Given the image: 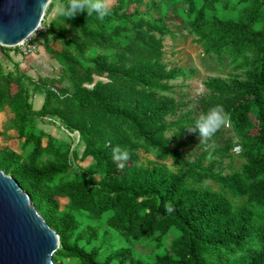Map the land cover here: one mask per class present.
Returning <instances> with one entry per match:
<instances>
[{
	"label": "trees",
	"instance_id": "16d2710c",
	"mask_svg": "<svg viewBox=\"0 0 264 264\" xmlns=\"http://www.w3.org/2000/svg\"><path fill=\"white\" fill-rule=\"evenodd\" d=\"M176 7L208 54L245 69L243 82L211 81L213 99L202 107L220 104L230 115L245 161L233 174L186 159L182 137L196 120L167 123L177 111L166 98L169 83L186 75L162 63L163 42L173 35L165 18ZM157 8L164 13L156 16ZM45 30V52L73 88L33 77L21 68L27 56L19 49L2 51L8 71L0 62V115L9 108L13 118L0 121V170L59 235L53 263L150 264L131 247L105 262L97 260L99 250L81 248L83 239L100 237L87 222L105 221L123 239L160 242L154 249L177 234L172 252L155 264H264V0H115L103 19L61 13ZM96 77L108 81L95 83ZM37 94L45 96L40 110L31 103ZM47 119L79 132L81 161L91 158L89 167L73 168L72 145L39 128ZM117 145L127 160L113 159ZM149 154L156 160L144 158Z\"/></svg>",
	"mask_w": 264,
	"mask_h": 264
},
{
	"label": "rangeland",
	"instance_id": "374dc122",
	"mask_svg": "<svg viewBox=\"0 0 264 264\" xmlns=\"http://www.w3.org/2000/svg\"><path fill=\"white\" fill-rule=\"evenodd\" d=\"M114 2L115 0H109L108 7ZM63 6L64 4H62L60 0H52L47 8V10L52 8L51 13L47 15L45 13L42 22L44 28L47 29V26L62 13L61 10ZM143 7H141L142 10H145ZM163 13L164 12L160 8L154 11L156 16H160ZM165 22L173 32V35L165 37L163 42L164 55L162 63L165 64L169 70L182 69L186 72L185 76L179 77L169 83L171 89L166 94V98L177 106V111L174 115L168 117L167 123L172 124L180 119H186L189 121L188 123H193V121L203 113V105L213 99L214 93L209 89L208 84L213 80H222L229 84L243 82L246 79L245 69L237 68L229 57H219L217 55L208 54L205 47L198 42V38L185 27L181 16L177 13V7L165 18ZM46 36L49 37L48 30ZM45 38L46 37H41V39L36 40L38 49L35 55H37L38 58L40 54L45 57L41 60V66H37L38 73L36 74V71H32V76L56 80L60 82L62 86L72 90L73 86L71 82L68 79L64 80L61 75L60 65L52 63V60L46 54L44 48ZM54 46L60 47V44L55 43ZM16 49L19 48L12 47L0 49V62L3 63L7 71L8 66L4 62L5 59L3 60L1 57V53L2 51L13 53ZM30 55L32 54L24 56ZM23 67L24 65L21 68L23 69ZM99 81L107 82L108 80L96 77L95 83ZM88 87L93 88V86ZM17 91L18 87L13 86V93ZM44 97V94H37L31 99V103L35 110L42 108ZM4 117L7 120H12L13 115L9 108H6L5 111L1 113L0 121H2ZM45 122V124L39 123L40 129L72 145V150L78 156L72 157V165L75 170H79L81 167L87 168L92 164L93 161L91 158H88L86 161H81L85 144L79 132L71 133L66 131L65 128L61 126L59 120L54 122L47 119ZM170 135H172V131ZM0 141L2 144L3 140L0 139ZM182 141L184 144L183 151L187 160L191 162L198 160V163L205 168L214 169V171L218 173L233 174L236 171H241L245 163L239 156L240 138L228 123L222 126L214 136L207 141H200L198 134L191 132H189L188 136H183ZM13 146L15 145L13 144ZM144 158L156 160L155 156L151 154L145 155ZM144 161L145 159H143V162ZM166 162L172 169H175V167L172 166V159H167ZM95 178L96 180H101V176ZM205 186L213 190H219V186L213 182H208ZM87 223L99 229L100 237L85 238L80 242V247L84 248L89 253L93 252V250H99L100 257L97 259L99 262H105L114 250L131 247L137 258L147 263L155 264V258L157 256H164L172 252L171 249L177 238V234L172 233L165 237L160 249H154L160 242L136 243L131 240L123 239L111 232L105 221H88ZM64 264L77 263L74 260L68 259L64 261ZM114 264H118V261H114Z\"/></svg>",
	"mask_w": 264,
	"mask_h": 264
},
{
	"label": "water",
	"instance_id": "95a60500",
	"mask_svg": "<svg viewBox=\"0 0 264 264\" xmlns=\"http://www.w3.org/2000/svg\"><path fill=\"white\" fill-rule=\"evenodd\" d=\"M52 0H0V49L18 47L40 27ZM59 235L18 182L0 170V264H54Z\"/></svg>",
	"mask_w": 264,
	"mask_h": 264
},
{
	"label": "clouds",
	"instance_id": "9594fccd",
	"mask_svg": "<svg viewBox=\"0 0 264 264\" xmlns=\"http://www.w3.org/2000/svg\"><path fill=\"white\" fill-rule=\"evenodd\" d=\"M61 11L66 18H73L86 12L88 15L95 13L98 19H103L109 14L108 0H67ZM229 119L230 115L224 107L217 104L201 113L196 119L194 126L187 129V131L198 134L200 141H207L222 126L226 125ZM112 155L116 161H124L129 157L127 150L122 149L118 145L112 148Z\"/></svg>",
	"mask_w": 264,
	"mask_h": 264
},
{
	"label": "built area",
	"instance_id": "2783aa9c",
	"mask_svg": "<svg viewBox=\"0 0 264 264\" xmlns=\"http://www.w3.org/2000/svg\"><path fill=\"white\" fill-rule=\"evenodd\" d=\"M45 32L46 30L41 24L38 30L32 36H30L26 41H24L22 44L18 46L21 53L24 55L36 54L38 49V44L36 40L41 39V37Z\"/></svg>",
	"mask_w": 264,
	"mask_h": 264
},
{
	"label": "crops",
	"instance_id": "0c3cea01",
	"mask_svg": "<svg viewBox=\"0 0 264 264\" xmlns=\"http://www.w3.org/2000/svg\"><path fill=\"white\" fill-rule=\"evenodd\" d=\"M45 56H43L42 54L39 55V58L37 55H30V56H27V63L26 65H24L23 69L24 70H27V71H36V74L38 73L37 72V66H41V63H42V59L44 58ZM41 58V59H40ZM52 63H57L55 60H52ZM59 65V64H58ZM23 66V65H22ZM21 66V67H22ZM51 77V76H50ZM45 99V97H44ZM44 104V102H43ZM40 110V109H39Z\"/></svg>",
	"mask_w": 264,
	"mask_h": 264
}]
</instances>
